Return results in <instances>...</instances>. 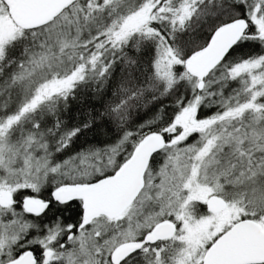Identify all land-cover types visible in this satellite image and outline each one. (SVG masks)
Returning a JSON list of instances; mask_svg holds the SVG:
<instances>
[{"label": "snow or ice", "instance_id": "1", "mask_svg": "<svg viewBox=\"0 0 264 264\" xmlns=\"http://www.w3.org/2000/svg\"><path fill=\"white\" fill-rule=\"evenodd\" d=\"M0 264H264V0H0Z\"/></svg>", "mask_w": 264, "mask_h": 264}, {"label": "trees", "instance_id": "2", "mask_svg": "<svg viewBox=\"0 0 264 264\" xmlns=\"http://www.w3.org/2000/svg\"><path fill=\"white\" fill-rule=\"evenodd\" d=\"M90 106H91V105L88 104V103L77 104V105H74V109H73V111H74V112H77V111H81V112H82V111L88 109ZM95 107H99V105H95ZM86 138L89 139V140H92V138H93V133H92V132H89V133L87 134V137H86ZM84 139H85V137H82V138H81V140H84Z\"/></svg>", "mask_w": 264, "mask_h": 264}]
</instances>
